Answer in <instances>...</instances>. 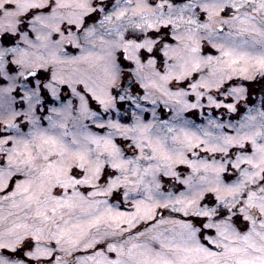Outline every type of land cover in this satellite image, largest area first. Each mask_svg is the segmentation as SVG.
Segmentation results:
<instances>
[{"label":"snow or ice","instance_id":"1","mask_svg":"<svg viewBox=\"0 0 264 264\" xmlns=\"http://www.w3.org/2000/svg\"><path fill=\"white\" fill-rule=\"evenodd\" d=\"M0 264H264V0H0Z\"/></svg>","mask_w":264,"mask_h":264}]
</instances>
